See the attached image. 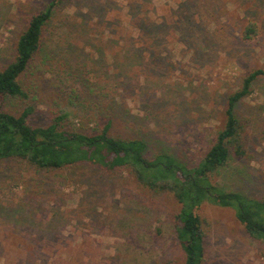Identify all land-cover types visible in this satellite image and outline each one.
Segmentation results:
<instances>
[{
  "label": "rangeland",
  "instance_id": "rangeland-1",
  "mask_svg": "<svg viewBox=\"0 0 264 264\" xmlns=\"http://www.w3.org/2000/svg\"><path fill=\"white\" fill-rule=\"evenodd\" d=\"M50 0H0V69L30 16ZM253 22L256 36L245 41ZM264 69V0H63L45 25L23 77L29 99H8L32 126L67 114L86 133L111 116L110 134L138 136L148 153L197 163L222 129L226 97ZM235 108L245 155L212 175L226 191L264 199V76ZM77 97L71 103L70 91ZM169 194L139 188L122 172L82 166L36 172L0 161V264H183ZM206 264H264L233 210L204 202Z\"/></svg>",
  "mask_w": 264,
  "mask_h": 264
},
{
  "label": "trees",
  "instance_id": "trees-1",
  "mask_svg": "<svg viewBox=\"0 0 264 264\" xmlns=\"http://www.w3.org/2000/svg\"><path fill=\"white\" fill-rule=\"evenodd\" d=\"M63 0H50L43 9L33 13L15 44L14 59L0 69V161L17 160L36 172L73 170L82 166L98 167L109 172H122L136 185L151 193L169 194L180 205L173 217L176 241L184 256L183 264H206L208 231L199 208L208 202L233 210L246 235L264 242V199L239 192L226 191L212 180L232 158L245 155L243 132L245 122L238 119L235 108L251 94L255 79L264 76L257 69L243 76L239 88L226 97L223 127L204 155L195 164H188L167 150L148 153V142L138 136L110 134L111 116L100 123L99 130L86 133L65 125L67 114L54 115L49 124L32 126L33 112L25 104L14 115L4 110L6 100L29 99L23 88V77L41 50L45 25L52 19ZM257 26L249 22L241 38L249 41L256 36ZM72 103L77 94L67 95Z\"/></svg>",
  "mask_w": 264,
  "mask_h": 264
}]
</instances>
